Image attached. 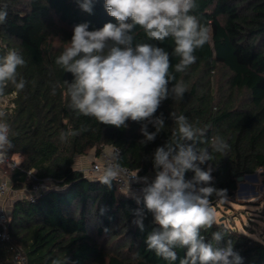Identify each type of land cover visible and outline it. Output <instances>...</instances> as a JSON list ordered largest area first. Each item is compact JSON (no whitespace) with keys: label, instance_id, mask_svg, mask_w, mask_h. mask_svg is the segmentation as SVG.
I'll use <instances>...</instances> for the list:
<instances>
[{"label":"trees","instance_id":"obj_1","mask_svg":"<svg viewBox=\"0 0 264 264\" xmlns=\"http://www.w3.org/2000/svg\"><path fill=\"white\" fill-rule=\"evenodd\" d=\"M0 9L8 13L0 24V60L16 50L26 61L17 69L25 88L17 92L9 83L0 95L15 94L14 108L5 117L14 145L8 156H20L21 163L11 181L14 187H29L26 171L33 170L37 180L53 183L32 202L20 199L12 205L10 240L0 244V264H16L15 254L22 255L25 264H180L187 247L173 249L175 261L148 249L147 235L160 226L144 202L117 191L114 181L108 187L98 177H87L74 166V158L91 150L99 156L109 147L119 153L120 166L139 176L155 175L153 154L176 132L174 112L204 130L196 147L208 148L213 160L199 166L211 167L213 179L200 186L224 192L209 197L212 208L235 203L237 178L257 170L264 173V0H196L189 14L208 28L210 39L194 51L196 62L182 72L175 71L181 58L174 54L171 37L150 40L140 26L134 27L133 45L164 48L175 77L168 85L170 95L155 113L162 116L164 128L146 143L140 131L143 122L129 120L126 128H116L73 110L67 95L73 74L56 63L75 25L87 23L92 31L117 23L104 0H93L91 13L82 10L78 0H0ZM179 82L186 91L175 99L171 89ZM69 130L77 134L61 140L60 133ZM148 131L156 128L148 124ZM216 136L229 146L223 153L211 147ZM193 176L192 171L185 173L186 180ZM216 232L221 233L219 241L213 239ZM200 235L214 248L231 241L242 264H264V240L223 221L216 220Z\"/></svg>","mask_w":264,"mask_h":264},{"label":"clouds","instance_id":"obj_2","mask_svg":"<svg viewBox=\"0 0 264 264\" xmlns=\"http://www.w3.org/2000/svg\"><path fill=\"white\" fill-rule=\"evenodd\" d=\"M78 2L82 10L92 12L93 0ZM104 6L117 23L109 22L92 31L87 23L75 25L69 46L56 59L74 77L67 87L69 106L78 114L116 128H126L129 120L143 122L142 143L153 141L164 128L162 116L155 113L170 95L168 85L175 77L170 72V57L164 48L152 43L133 45L134 27L140 26L150 40L163 42L169 37L174 40V54L181 58L175 65L177 72L196 62L193 53L209 41V30L189 14L196 7V0H104ZM7 15L6 9H0V24L6 22ZM25 63L16 50L0 60V95L9 83L17 92L25 88L26 81L22 77L18 79L17 72ZM185 91L186 87L179 82L172 87L171 94L181 99ZM171 115L176 132L155 150V179L142 189L145 207L160 226L147 235V247L168 261L177 259L173 249L187 247L186 258L180 264H242V257L233 250L231 241L226 247L214 248L200 235L202 229H210L216 222L209 197L224 192L200 186L213 179L211 167L204 170L199 166L213 160L208 148L196 147L204 130L189 123L184 115L177 116L174 112ZM5 117L6 113L0 112V160L6 159L14 147ZM148 124L156 131L150 133ZM76 134L69 130L61 132L60 138L66 140ZM211 147L223 153L229 146L216 136ZM118 156V152H113L99 173L98 180L108 187L124 174ZM187 171L194 172L189 180L185 179ZM141 179L147 181L146 177ZM135 222L143 230V223ZM213 239L219 241L221 233H213Z\"/></svg>","mask_w":264,"mask_h":264},{"label":"built area","instance_id":"obj_3","mask_svg":"<svg viewBox=\"0 0 264 264\" xmlns=\"http://www.w3.org/2000/svg\"><path fill=\"white\" fill-rule=\"evenodd\" d=\"M15 94H8L0 98V112H11L14 108ZM109 154L101 152L91 164V167L87 174H91L90 178L99 177L100 171L104 168L108 162V158L115 151L110 148ZM21 157L20 156H7L6 159L0 160V244H5L10 240L9 235V216L10 211L7 206V200L12 192L13 183L11 181V174L20 168ZM124 170V174L119 181H114L117 191L125 193L127 195H133L143 201L142 189L148 184H151L155 177L151 175L139 176L137 172L132 171L126 167L121 166ZM85 174V173H84ZM137 174V175H136ZM136 177H132L135 176ZM147 178L145 182L141 178ZM26 180L30 183L29 187H26V191L21 197L23 200L32 202L34 197L41 192L46 191L49 187H52L53 183L50 179L37 180L35 172L33 170L26 171ZM144 202V201H143ZM14 261L16 264H25L24 258L20 254H15Z\"/></svg>","mask_w":264,"mask_h":264},{"label":"rangeland","instance_id":"obj_4","mask_svg":"<svg viewBox=\"0 0 264 264\" xmlns=\"http://www.w3.org/2000/svg\"><path fill=\"white\" fill-rule=\"evenodd\" d=\"M102 152L109 154V147H104ZM94 150L84 156H75L74 166L87 174L92 162L96 158ZM156 175V174H155ZM155 175H151L153 178ZM255 178L243 179L242 184H237L236 202L218 204L214 207L216 220L223 221L226 225L234 227L237 231L256 239L264 240V173L257 170ZM25 185L12 186V192L7 200L9 211L15 201L20 200L26 191Z\"/></svg>","mask_w":264,"mask_h":264},{"label":"water","instance_id":"obj_5","mask_svg":"<svg viewBox=\"0 0 264 264\" xmlns=\"http://www.w3.org/2000/svg\"><path fill=\"white\" fill-rule=\"evenodd\" d=\"M247 178H255V175L254 174H247V175H244V176H240V177H238L237 178V182L239 183V184H242V181H243V179H247Z\"/></svg>","mask_w":264,"mask_h":264}]
</instances>
